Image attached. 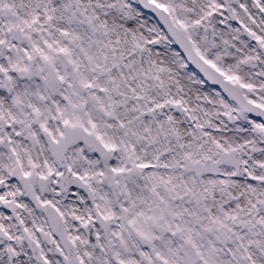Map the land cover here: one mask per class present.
I'll list each match as a JSON object with an SVG mask.
<instances>
[{"label":"snow or ice","instance_id":"6c2138e0","mask_svg":"<svg viewBox=\"0 0 264 264\" xmlns=\"http://www.w3.org/2000/svg\"><path fill=\"white\" fill-rule=\"evenodd\" d=\"M0 264H264V0H0Z\"/></svg>","mask_w":264,"mask_h":264}]
</instances>
